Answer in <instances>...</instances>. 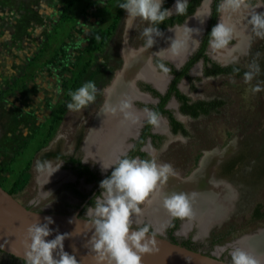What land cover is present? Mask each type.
<instances>
[{"label": "rangeland", "instance_id": "374dc122", "mask_svg": "<svg viewBox=\"0 0 264 264\" xmlns=\"http://www.w3.org/2000/svg\"><path fill=\"white\" fill-rule=\"evenodd\" d=\"M67 1L0 0V182L5 188L9 187L30 158L27 170L21 174L15 197L32 209L55 212L72 211L68 205L77 206L79 203V198L60 191V184L75 181L78 189L84 192L90 190L91 185L74 179L68 173L60 174L56 161L41 167L39 152L35 151L36 144L42 140L47 129L44 149H51L60 139L63 149H70L73 131L80 123L85 127L91 124L104 88L107 91L109 80L121 65V48L142 46L147 37L144 29L153 28L151 21L139 17L128 28V13L124 9L115 28L107 33L106 28L121 0H77L71 8L67 7ZM207 1L202 5L204 12L207 11ZM175 5L176 1L171 11ZM63 11L66 13L64 20L60 17ZM253 11L264 12V6L242 9L232 14L236 17L234 21L226 15L227 23L234 27L237 40L235 54L241 51L240 44L247 39V29L241 16L249 21ZM252 36L250 46L241 56L233 59L253 74L252 80L245 81L244 75L205 77L195 82L194 90L188 87L187 81H181V91L200 98L219 97L225 100L224 105L218 112L196 119H182L176 113L184 121L190 135H169L167 141L156 149L146 146L158 164L168 163L172 166L173 173L168 175L171 176L168 177L169 181L181 185L198 174L195 179L201 185L203 195H206L205 190H210L215 196V211L207 218L205 228L196 224L197 220L193 216L187 217L173 231L174 237L177 240L190 238L197 243V250L230 262L232 251L240 249L239 246L247 249L245 237L264 228V218L250 220L253 207L257 203L264 205V177H251L257 161L262 159L264 143V94L263 91H252L257 84L261 86L256 69L260 68L264 60V38L256 37L254 32ZM220 50L225 55L224 60L233 55H228L229 50ZM208 52L212 57H219L211 48ZM34 56L36 61L28 65ZM74 72L80 74L71 91L92 80L97 89L96 99L80 111H69L66 105L72 101L67 98L62 109L59 105L60 119L50 130L46 126L48 122H45L52 117L55 103L63 99L64 82L69 80L67 82L72 83L75 79ZM15 82L17 86H12ZM145 113H140V118L135 122L129 120L130 126L122 134L124 141L136 134ZM158 122L162 124L164 120L159 118ZM43 123L45 130L34 135ZM25 140L27 142L23 143ZM23 145L25 148L13 167L18 173L3 170L7 169L3 167V160L9 158L11 149L16 150ZM2 150L7 151L6 156ZM238 151L247 154L244 163L238 164L231 172H215L216 167H219L217 163ZM85 160L95 164L91 159ZM152 193L146 200L153 197ZM199 196L196 194L191 202L201 208L192 209L201 211L203 215L205 205L199 202ZM86 216L90 217L88 210ZM140 219L133 215L131 225L135 226ZM163 228L155 227L154 230L168 238ZM229 229L230 232L221 241L210 242L214 236L225 234ZM0 264L21 263L0 253Z\"/></svg>", "mask_w": 264, "mask_h": 264}, {"label": "clouds", "instance_id": "9594fccd", "mask_svg": "<svg viewBox=\"0 0 264 264\" xmlns=\"http://www.w3.org/2000/svg\"><path fill=\"white\" fill-rule=\"evenodd\" d=\"M164 0H126L119 3L121 9L128 13L126 26L132 27L133 20L137 17L151 21L154 24L163 22L171 16L170 9H162ZM264 6V0H259L254 6L250 0H224L218 11H224L230 19L232 14L239 13L242 9L249 7L259 8ZM188 7V0H176L175 10L177 14L183 15ZM210 8L201 15H210ZM249 24L253 26L256 37L264 38V12L253 11L250 14ZM157 31L155 28H145L144 35ZM191 29L185 27L183 35H178L173 40L169 52L173 56L183 54L187 49V42ZM159 34V33H157ZM209 45L214 52L226 49L234 37V27L224 21L218 22L211 30ZM153 40L148 39L147 45L151 46ZM159 68L164 72L169 69L164 64ZM257 72L259 68L257 67ZM252 73H245V81H251ZM264 90L257 84L252 91L259 92ZM96 85L89 80L75 91H71V101L66 107L69 111H80L87 107L96 99ZM132 101L123 99L116 106L106 102L102 111L104 113L115 114L120 112L126 120L135 122L136 114L132 109ZM148 123L157 125L159 114L155 111L145 109ZM44 167V165H40ZM112 167L111 175L100 182L103 190L100 195L95 197L94 207L88 209V214L93 219L91 224L95 226L96 236L93 239L94 250L99 253L100 261L107 259V264H141L142 253L158 251L156 248L155 234L149 237V227L144 226L135 231H130L132 224L131 217L142 212L140 205L146 200L158 184L163 183L169 174L173 173L172 166L168 163L158 164L155 158L140 159L123 157ZM163 206L175 218L191 217L193 215L192 206L187 194L172 193L166 195ZM28 207V206H27ZM51 221L49 220V223ZM50 234L47 224L35 223L28 228V238L30 243L27 252V264H77L74 256L63 253L59 259L53 255L54 250L62 247L63 236H57L53 240H46ZM169 239V238H168ZM232 264H260L255 256L242 250L235 249L231 252Z\"/></svg>", "mask_w": 264, "mask_h": 264}, {"label": "trees", "instance_id": "16d2710c", "mask_svg": "<svg viewBox=\"0 0 264 264\" xmlns=\"http://www.w3.org/2000/svg\"><path fill=\"white\" fill-rule=\"evenodd\" d=\"M76 1L77 0H68L67 1V7L71 8V6L74 5V3ZM173 1L174 0H164V3L162 4L161 10L168 9ZM201 1L202 0H188V7H187L186 12L183 15H180L177 13L171 14V16L167 17L163 22H158L155 24L153 22H151L152 27L155 28L157 31H163L169 26H173L176 24L179 25V24L183 23L184 20L188 16H190L191 14H193L195 12L196 8L200 5ZM258 1L259 0H250V4H255ZM122 2H126V0H121L120 3H122ZM221 2H222V0H211V3H210V13L211 14L209 15L205 32L201 36L200 43H199L197 49L189 56V58L183 63V65L180 68L176 69L171 64H169L167 61H164V60L159 59L157 57L153 58V62L157 66V68H159L160 64H164L165 67H167L169 69V72L171 74H173V78L169 83L167 91L164 94H160L159 92H157L155 89H153L149 85L140 83L141 85H143L142 87L144 89L149 90L154 95L159 97V102L155 106H151L152 111H155L158 114L159 113L165 114L167 116V119L169 121V124H170L173 132H181V134L183 136H189L190 133L184 127V125L172 115L171 111L165 107L167 100L171 96H175L176 99L179 101L180 110L182 112H184L186 114H190L193 117H198L201 114L202 115H209L212 112H218L219 108L222 107L225 103V100L221 99L219 97H214V98H211L208 100L207 99H199V100L189 102L190 98L186 94H184L183 92H181L179 90L177 84L182 77H185L191 83L195 79H199V77H192L189 74V68L196 61H198L199 59L203 60V74L204 75L216 76V75H220V74H233L236 76H243V75H245V73H248L247 69H245L244 67H241L237 63H229L226 65H221L218 62L212 60L206 53L207 46H208L209 40L211 38L210 37L211 30L217 24L219 12H220V11H218V8H219ZM123 10L124 9H121L119 6H117V11H116L115 15L113 16L109 27L106 28L107 33H109L112 29L115 28V26L117 25V23L119 22V20L121 18V13L123 12ZM65 15H66V13L63 11L60 15L62 20L65 19V17H66ZM231 42H232V40L230 41V43ZM35 61H36V56H34L31 60H29L27 64L29 65ZM259 67L260 68H259V72L257 73V78L261 83V88H264V60L260 63ZM74 74H75V79L72 80V83H68L67 81H69V80H66L65 81L66 83L64 82V87H65L67 95H69V93L71 92L75 83L78 81V76L80 73L74 72ZM12 86H17V83L15 82L14 85H12ZM191 87L194 88V86H191ZM69 90H70V92H69ZM262 91H263L262 93L264 94V90H262ZM59 108H57L56 111L54 112L55 114L52 113V117L50 119H47V121L45 122V123L48 122L46 124V126L50 130H52L53 125H55V122L59 121V119H60V110L62 109V107H61V109H59ZM45 123H43L42 126L39 127V129L36 131V133L34 135L41 134L43 132V130H45ZM151 127H152V124L148 123V119H146L144 126L142 127L141 134L135 140L133 147L129 150V152L125 156L131 157V158H133L134 156H139L141 159H149L150 158L146 152L140 150V147L145 143L146 139L149 137L151 139L153 145L155 147H159L161 142L163 141V139L166 138V136H164V135L152 133ZM47 137H48V135H47V129H46L44 136L42 137V140L36 144L35 151L41 149L45 145V143L47 142ZM26 142L27 141L25 140L24 143H26ZM262 147H263L262 153H261L262 159L260 161L259 160L257 161V164L254 166L253 172L251 175V177L253 176V178H255V179L264 177V143H263ZM24 148H25V146L23 145V146H19V148L16 150L11 149L12 153L11 154L9 153V158L3 160V167L5 166L7 168V169H3V170L10 171L11 173H14V174L18 173V172H15L13 170V167L15 166L14 162L16 161L19 154L22 152V150ZM17 150H19V151H17ZM6 153H7V151L4 152L2 150V154L3 155L5 154L4 156H6ZM52 154L55 157L66 159V161L70 163L69 167H71L77 175L84 176L87 181L95 180L96 182H98V181H102L103 179H105L111 175L112 170L106 176L100 177L97 173L93 172V170H91V168L87 164L81 163L79 157H74L73 155H69V156L63 155V154L59 153L58 151H56L55 153H52ZM48 155H49V153H48ZM246 155L247 154L242 152V151L236 152L234 155L230 156L229 158H227L225 160V162L222 165H227V168L224 167V169H222V170L224 172L234 171L235 166L237 164L244 163V161L247 158ZM29 163H30V158H29V160H27V163L25 164V167H23V170L21 169L20 172L18 174H16L17 175L16 178L13 179V181L10 183L9 187L6 188V190L9 193L15 195L18 188L20 187L19 183L21 180L20 177L22 176L21 174H23V172H25L27 170ZM0 185L4 188V184H2L0 182ZM74 191L76 192V194L78 196H81V197L86 196V194L78 192L75 189H74ZM98 192H99V189H98V191H96V194H98ZM94 201H95L94 197H92L88 201V204L94 205ZM82 210L80 213H82ZM79 215H81V214H79ZM263 218H264V205L262 203H257L251 211L250 220L251 221H259V220H262ZM181 219L182 218L172 217V221L169 224V227L167 228V233L169 235L168 236L169 239L174 241V242H178V243H180V244H182L188 248L197 250L198 249L197 243L193 242L190 238L177 240L174 237V235H172V232L178 227ZM144 226L149 227V232L152 231L148 224L144 223L142 225V227H144ZM229 232H230V229H229V231H226L225 234H220V235L214 236L210 240V242L216 243V242L221 241L224 238V236H226V234H228ZM10 256H12V255H10ZM12 257H14V256H12ZM21 262H22V264H26L25 260L21 259Z\"/></svg>", "mask_w": 264, "mask_h": 264}, {"label": "crops", "instance_id": "0c3cea01", "mask_svg": "<svg viewBox=\"0 0 264 264\" xmlns=\"http://www.w3.org/2000/svg\"><path fill=\"white\" fill-rule=\"evenodd\" d=\"M175 1L176 0H174V2ZM205 1L206 0H204V2ZM208 1H210V0H208ZM174 2L170 6L169 9H171L174 6ZM222 3H224V1ZM200 9H201V6L196 9L194 14H192L191 16H188L186 18L185 22L181 25H174V26L168 27L163 32L154 31V32L150 33L149 36L146 37L145 44H143L142 46L130 47V48H127L125 46V49L121 48V50H120L121 57H122L121 65L119 66V68H117L115 70V72H114V74L110 80V84L108 86L107 92H105V96H104L105 100L103 101V106L106 102L112 104L113 106H116L120 103L121 100L130 99L132 101V105H133V107H132V109H130V111H133L136 114V116L139 115L140 113L143 114V112H145V110H142V109L136 107L133 103V98L136 99V97H137L136 95L138 94V96H141V98H143L144 101H154V99H151L150 95H148L147 93L140 92L136 88L135 81L137 79H143L145 81L151 82L154 85V87L157 90H159L160 92H163L166 89L168 80L170 79V76L167 75L166 73H164L163 71L157 70L156 66L152 63V57L157 55L160 58L171 62V64H173L176 67L180 66L186 60V58L190 55V53L197 47L199 40H200V36L204 30L207 15H201V17H198V13H199ZM172 11L174 12L175 8ZM221 14H222V11H220V13H219L217 23L220 20ZM242 17L243 16H241V18ZM235 18H236L235 15L231 16V20L234 21ZM242 21H243L245 28L247 29V39L243 40L244 42L242 44H240V49H241L240 52L244 53L245 50L250 46V43L253 39V36H252L253 27L251 24H249L248 20H242ZM185 27H187V28L189 27V29H192L190 34H189L190 37H189L188 42H187V49L183 54H181L179 56H173L169 52V49H170L171 44L173 42V39L175 40L178 35H183V31H184ZM157 33H159V34H157ZM149 38H151L153 40V43L151 46L147 45V41ZM233 39L236 40V37L234 36ZM236 45H237L236 43L233 45H228L226 49H222V50L228 51L230 49H234ZM209 48H211L210 45H209ZM214 54H216V52H214ZM237 57H238V54L234 53L230 58L234 59ZM199 68H200V62L196 63L193 66V69H191V72L192 73L194 72L193 74H198L200 72ZM147 73H149V74H147ZM158 79L160 80V82ZM155 82H157V83L155 84ZM115 85L117 87H115ZM103 106H102V108H103ZM145 114H147V113H145ZM140 116L141 115H139V118H140ZM143 116L145 117V115H143ZM122 117H124V116L122 115ZM139 118L137 117V119H139ZM98 120H100V119H98ZM127 121L129 122V120H127ZM118 132H120L121 134ZM118 132H115L114 135H113V133H111L110 135H111V141L112 142L109 141V139H108V141H107L108 144H105L109 157L107 158L106 156H104V158H99L98 153H96L94 155L89 151L90 142L92 141V135H91L90 130L87 131L86 136L84 138V143H83V148L85 151L86 158L94 161L96 163V165L98 167H100L101 169H107V168H103L102 165H104V166L112 165L116 161L118 156L122 153V152L120 153V150H119L120 148H116L115 143H118L119 138H120L119 141L122 144L124 143V142H122V140H124V138L122 137V134L124 132H121L120 130ZM125 132H127V131H125ZM109 136H108V138H109ZM114 136H116V138ZM103 140L105 141V139H103ZM128 145H126L125 148H127ZM122 148H124V146ZM101 150H102V146L100 147V151ZM168 177L171 178V176H168ZM176 186L179 187L180 185H178V184H176L175 186L169 185V186H166L165 189L157 187L155 189V191H152V192H154V194L151 192L153 197L146 200V203L143 202L141 204L142 212H141V214H139V216L137 215V217L147 219L149 222H151V224L153 225V227L155 229L156 226H154V223H153V218H154L153 215L156 213V211L157 212L163 211V214H161L163 216V222L161 223L162 224L161 227L163 228V226H164L163 229H165V227H167V225L169 223L171 215L167 211V209L163 208L164 207L163 206V200L166 196L165 193L167 195H170L169 194L170 189L172 188V190L174 192L176 190ZM195 196H196V194L194 195V197L189 196V197H193L189 200L194 201ZM191 203H192L191 206H194V203L193 202H191ZM149 207L154 208V210L151 214H148V211H145L146 208H149ZM192 216L194 218H196L198 225L202 224V221L200 220L201 211L196 212L195 210H193ZM245 238L247 239L245 245H248V244L251 245L253 247V250H255V252L259 254V258H257V260L260 262V264H264V228H261V230H258V232H256V234L246 236ZM249 239H250V242H248V244H247V241ZM239 247H240V249L247 252V249L245 250L243 248V246L242 247L239 246Z\"/></svg>", "mask_w": 264, "mask_h": 264}, {"label": "water", "instance_id": "95a60500", "mask_svg": "<svg viewBox=\"0 0 264 264\" xmlns=\"http://www.w3.org/2000/svg\"><path fill=\"white\" fill-rule=\"evenodd\" d=\"M78 212L29 208L0 185V250L27 261L26 254L30 251L29 226L35 223L47 224L50 234L46 240L63 236L62 247L53 253L56 259L66 252L76 258L77 264H107V259L100 261L99 253L93 247L96 236L95 226L91 224L93 218L80 216ZM201 217H204V213ZM138 229L130 225V231ZM153 234L158 251L142 253L141 264H232L219 256L174 242L156 231H151L146 236L151 237Z\"/></svg>", "mask_w": 264, "mask_h": 264}, {"label": "flooded vegetation", "instance_id": "af4514ba", "mask_svg": "<svg viewBox=\"0 0 264 264\" xmlns=\"http://www.w3.org/2000/svg\"><path fill=\"white\" fill-rule=\"evenodd\" d=\"M224 0H222V2H223ZM174 2V1H173ZM173 2H172V4H173ZM222 2H221V4H222ZM259 2V1H258ZM257 2V3H258ZM203 3H204V0H202L201 1V3H200V5L198 6V7H202V5H203ZM208 3V5H207V9L208 8H210V3H211V0L210 1H208L207 2ZM171 4V5H172ZM220 4V5H221ZM256 4V3H255ZM255 4H251V5H255ZM170 5V6H171ZM197 7V8H198ZM170 8V7H169ZM168 8V9H169ZM196 8V9H197ZM196 11V10H195ZM171 13L172 14H174V13H176V10L173 12V11H171ZM195 13V12H194ZM193 13V14H194ZM220 13V12H219ZM192 15V14H191ZM190 15V16H191ZM208 18H209V15H207V19H206V22H205V27H204V30H203V32H202V34L205 32V29H206V27H207V22H208ZM242 20H247V19H245V17H242L241 18ZM186 20V19H185ZM185 20H184V22H185ZM183 22V23H184ZM183 23H181V24H183ZM181 24H179V25H181ZM176 25H178V24H176ZM152 26V25H151ZM174 26V25H173ZM169 27H171V26H169ZM168 28V27H167ZM166 28V29H167ZM165 29V30H166ZM164 31V30H163ZM163 31H159V32H163ZM202 34H201V36H202ZM201 36H200V40H201ZM200 40H199V43H200ZM253 40V39H252ZM252 42V41H251ZM199 43H198V45H199ZM235 43H237V40H234V39H232V42L231 43H229V45H233V44H235ZM145 44V43H144ZM141 45H143V43L141 44ZM198 45H197V47H198ZM197 47L190 53V55L197 49ZM208 49H209V43H208V46H207V50H206V53H207V55L212 59V60H214V61H216V62H218L219 64H221V65H226V64H229V63H237V64H239L241 67H242V65L240 64V63H238V61H236V60H233V59H231V58H228V59H226V60H221V59H219V58H217V57H215V56H210V54H209V52H208ZM243 53H241V52H238V57L239 56H241ZM189 55V56H190ZM189 56L186 58V60L189 58ZM154 57H157V58H159V59H162V58H160L159 56H157V55H155V56H153L152 57V63L154 64V62H153V58ZM235 59V58H234ZM162 60H164V61H167V60H165V59H162ZM185 60V61H186ZM184 61V62H185ZM169 64H171V62H169V61H167ZM183 62V63H184ZM200 62V68H199V73L198 74H193L192 72H191V69H193V66L196 64V63H199ZM183 63L180 65V66H178V67H176V66H174L173 64H171L174 68H176V69H178V68H180L182 65H183ZM155 65V64H154ZM156 66V65H155ZM156 68H157V66H156ZM157 70H159V71H162L161 69H159V68H157ZM147 74H149V73H147ZM167 75H169L170 76V79L168 80V83H167V87H166V89L163 91V92H160L159 90H157L155 87H154V85L151 83V82H148V81H145V80H143V79H137L136 81H135V85H136V88L140 91V92H144V93H147L148 95H150V97H151V99H154V101H144L143 100V98H140L141 96H138V94L136 95L137 97H136V99H134L133 100V103H134V105L136 106V107H138V108H140V109H148V110H152V107L151 106H155L158 102H159V97L158 96H156V95H154L152 92H150L149 90H147V89H144L142 86L143 85H141L140 83H143V84H147V85H149L150 87H152L153 89H155L157 92H159L160 94H164L166 91H167V89H168V86H169V83H170V81L172 80V78H173V74H171L170 72H167L166 73ZM189 74L192 76V77H199V79H195L192 83L188 80V79H186L185 77H182L180 80H179V82H178V84H177V86H178V88H179V83L181 82V81H187V84H188V87H190L192 90H194L195 88H196V84H195V82H197V81H200L202 78H205V77H216V76H218V75H216V76H213V75H204L203 74V60L202 59H199L198 61H196L190 68H189ZM220 75H233V74H220ZM233 76H236V75H233ZM236 77H240V76H236ZM111 80V79H110ZM110 80H109V83H108V85H107V87L109 86V84H110ZM92 81V80H91ZM191 86H194V88H192ZM63 87H64V84H63ZM179 90H180V88H179ZM64 95H63V99L61 100L60 99V101H58V102H56L55 103V105H54V108H53V111H52V113L53 114H55L54 112L56 111V109L59 107V105H60V107H62V105H64V102L67 100V98H71V96L70 95H67L66 94V90H65V87H64ZM106 91V88H104V90H103V96H102V99H101V101L98 103V105H97V109L94 111V113H93V116H92V121L90 122L91 124L88 126V127H85V125H83V124H79L76 128H75V130L73 131V134H72V140H73V144H72V147L70 148V149H63V141L60 139V140H58L56 143H55V145H54V147H52L51 149H49V148H45L44 149V147L43 148H41L40 150H38V151H36L37 153H38V161L39 162H41L43 165H45V164H47V163H51V162H53V161H56L57 163H59V165H58V167H57V170L58 171H61V173L60 174H62L63 172L64 173H68V174H70V175H73V177H74V179H76V180H79V181H81V182H83L84 184H86V185H91V188H90V190H88V191H86V192H84V191H82V190H80V189H78V187H77V184L75 183V181H65V182H63L62 184H60V191H62V192H64V193H67L68 195H71V196H73V197H76V198H79V203H78V205L77 206H72V205H68V207L70 208V209H72V211H63L64 213H75V212H77V211H79L78 213L79 214H81L80 216H86V212H87V210H88V208L89 207H94V205H91V204H88V201L92 198V197H94V200H95V197L96 196H98V195H100L101 194V192L103 191L101 188H100V182L101 181H98V182H96L95 180H91V181H87L86 180V178L84 177V176H79V175H77L76 173H75V171L71 168V167H69V165H70V163L69 162H67L66 161V159H64V158H59V157H55V156H53V154L52 153H55L56 151H58L59 153H61V154H63V155H73L74 157H79V159H80V162L81 163H84V164H87L90 168H91V170H93V172H95V173H97L100 177H104V176H106L111 170H112V167H109V168H107V169H101L100 167H98L97 165H96V163L95 164H89L88 163V161H86L85 160V158H86V156H85V151H84V148H83V143H84V138H85V136H86V133H87V131H91V129H92V127H93V129H94V126L97 124L96 122L98 121V119H102L101 117L103 116V114H104V112L102 111V106H103V101L105 100V98H104V96H105V92ZM181 91V90H180ZM107 92V91H106ZM181 92H183L184 94H186L189 98H190V100H189V102H192V101H195V100H199V99H211V98H200V97H194L193 95H191V94H188L186 91H181ZM137 98H139V99H137ZM67 103V102H66ZM165 107L167 108V109H169L170 111H171V113H172V115L178 120V121H180L183 125H184V127L188 130V128L186 127V125H185V123H184V121L182 120V119H196V118H198V117H200V116H206V115H200V116H198V117H193V116H191L190 114H186V113H184V112H182L181 110H180V103H179V101L176 99V97L175 96H171L168 100H167V102H166V105H165ZM176 113L182 118H180V117H178L177 115H176ZM106 114V113H105ZM138 118H139V115L137 116ZM159 118L160 119H162V120H164V123H162V124H160V122H159V124H160V126L157 124V125H152V127H151V132L152 133H155V134H160V135H164V136H166V138H164L163 139V141L161 142V144H160V146L159 147H155L154 145H153V143H152V141H151V139L148 137L147 139H146V141H145V143L140 147V150L141 151H144V152H146L147 154H148V156L150 157V158H154V156L151 154V151L149 150V149H146V146L148 145L149 147H151L152 149H156V148H160L163 144H164V142L165 141H167V139H168V136L169 135H182L181 134V132H173V130L171 129V126H170V124H169V121H168V119H167V116L165 115V114H163V113H159ZM147 119V114L145 115V117H143V120H142V122H141V125H140V127L138 128V130L136 131V134L135 135H131V136H129L128 137V139L127 140H122V142H124L123 144H124V148L126 147V145H128V147L127 148H125V149H123L121 152V154L118 156V158L116 159V161L112 164V165H114L116 162H118V160L119 159H121V158H123L128 152H129V150L133 147V145H134V143H135V140L139 137V135L141 134V131H142V127L144 126V123H145V120ZM166 123V124H165ZM119 131V128H117V131L116 132H118ZM189 132V131H188ZM115 133V132H114ZM118 133H120V132H118ZM114 135V134H113ZM183 136V135H182ZM115 138H116V136H114ZM119 140V139H118ZM24 143V142H23ZM48 153H49V155H48ZM51 154V155H50ZM48 155V156H47ZM140 158L139 156H134L133 158ZM141 159V158H140ZM225 162V160H223V161H221V162H219V163H217V165H219V167L217 168L216 167V169H215V172H217L218 171V173H221V171H222V173H223V170L222 169H224V167L225 168H227V165H222L223 163ZM67 165V166H66ZM237 166H238V164L235 166V169L237 168ZM71 180V179H70ZM189 180H191V179H189ZM3 184V183H2ZM69 186H68V185ZM168 183H166V184H164V187H166V186H168L167 185ZM5 188V187H4ZM6 189V188H5ZM74 189L75 190H77L78 192H81V193H83V194H86V196L85 197H81V196H78L77 194H76V192L74 191ZM98 189H99V192H98V194H96V191H98ZM15 196V195H14ZM29 207V206H28ZM30 208V207H29ZM80 209V210H79ZM83 209V210H82ZM38 210V209H37ZM40 211H42V209H39ZM81 210H82V213H80L81 212ZM45 211V210H44ZM46 211H49V210H46ZM55 212V211H54ZM185 218H187V217H185ZM182 220H184V218H182L181 220H180V222L182 221ZM171 221H172V216H171V218H170V220H169V223H168V225H167V227H165V229H163L164 230V232H166V235H167V237L169 236L168 235V233H167V228L169 227V224L171 223ZM136 222H139V223H137V224H134L136 227H138V228H141L142 227V225L144 224V223H146V224H148L149 226H150V229L152 230V231H155L154 230V227H153V225L151 224V222H149L147 219H144V218H141L140 219V221H136ZM180 222H179V224H180ZM196 224H198L197 222H196ZM172 235H173V232H172ZM169 238V237H168ZM0 253H2V254H4L7 258H9V259H12V260H18V261H20V263L22 264V262H21V259L20 258H17V257H12V256H10V254H8V253H6V252H3V251H1L0 250ZM26 264H27V261H26Z\"/></svg>", "mask_w": 264, "mask_h": 264}, {"label": "bare ground", "instance_id": "6f19581e", "mask_svg": "<svg viewBox=\"0 0 264 264\" xmlns=\"http://www.w3.org/2000/svg\"><path fill=\"white\" fill-rule=\"evenodd\" d=\"M205 5V4H204ZM204 12V6H202V8L200 9L199 13H198V17H201V14ZM197 15V14H196ZM227 13L222 11V14H221V17H220V20L219 22L221 21H224L227 23V17H226ZM197 24V23H196ZM190 27V26H189ZM188 27V28H189ZM192 30V29H191ZM184 32V31H183ZM243 35V34H242ZM241 35V36H242ZM240 36V37H241ZM190 37V36H189ZM174 40V39H173ZM167 46V45H166ZM237 46H235L236 48ZM133 53V52H132ZM236 53V50H229L228 51V55H231ZM217 54L219 56V58L221 59H225V55H223L221 53V50H218L217 51ZM126 57V56H125ZM177 61V60H176ZM146 67V66H145ZM142 71V70H141ZM151 75V74H150ZM155 78V77H154ZM161 79V78H160ZM159 80V79H158ZM162 81V80H161ZM160 82V80H159ZM129 83V82H128ZM157 82H155L156 84ZM130 86V85H129ZM115 87H117L115 85ZM118 94V93H117ZM131 94V93H130ZM132 95V94H131ZM118 96V95H117ZM121 96V95H120ZM124 97V96H123ZM127 98V97H126ZM130 98V97H129ZM118 99V98H117ZM122 99V98H121ZM122 113L120 112H117L115 114H111V113H107V114H103V116L101 117L102 119L98 120L96 123V125L94 126V129L92 127L91 129V135H92V141L90 142V147H89V151L92 153V154H96L98 153L99 154V158H104V156H106L107 158L109 157L108 156V153H107V149H106V146L105 144H108L107 141L109 139V141H111V133L114 134V132L117 131V128H119V130L121 132H125L128 130L129 126H130V122H128L124 117H122ZM138 116V115H137ZM134 125V124H133ZM158 125L160 126L159 122H158ZM136 126V125H135ZM130 130V129H129ZM131 132V131H130ZM121 134V133H120ZM110 135V136H109ZM109 136V138H108ZM119 136V135H118ZM105 139V141L103 140ZM120 139V138H119ZM112 142V141H111ZM110 142V143H111ZM113 144V143H112ZM116 144V148H120V153H121V150H123L124 148H122L124 145L118 140V143H115ZM125 144V143H124ZM102 146V150L100 151V147ZM114 147V146H113ZM106 151V152H105ZM111 151V150H110ZM116 156V155H115ZM95 157V156H94ZM98 157V156H97ZM207 158V157H206ZM113 159V158H112ZM204 160V159H203ZM204 171V170H203ZM202 172V171H201ZM200 172V173H201ZM198 175V174H197ZM196 175V176H197ZM194 177L192 178L191 180H189L187 183L185 184H181L179 187L176 186V190L174 192L176 193H180V192H183L185 194L189 196H194L195 194L197 195H200L199 196V202L201 201V203H203L204 205V217L202 219H200L202 221V224L200 225L202 229H204L206 226L205 223L207 221V218L209 216H211L213 213L212 211L214 209V194H213V191L211 192L210 190H205V194L206 195H203L202 193V189H201V185L198 183V181L195 179V178H198V177ZM168 183V186H175L176 183L173 182V181H168V178L166 180L163 181V183H160L158 184V188H163L165 189L164 187V184ZM160 190V189H159ZM173 190L172 188L170 189L169 191V194H172ZM173 192V193H174ZM156 193V192H155ZM199 193V194H198ZM157 195V194H156ZM165 195H167L165 193ZM220 196V195H219ZM193 197H189V199H191ZM203 199V201L201 200ZM191 203V201H190ZM198 203V202H197ZM192 204V203H191ZM197 208L198 205H195L192 206V208ZM164 208V207H163ZM201 208V207H199ZM197 208V209H199ZM154 208H146L145 211H148V214H151L153 212ZM156 211V210H155ZM207 212V213H206ZM209 212V213H208ZM195 213V212H194ZM163 214V211L162 212H157L153 215V220L154 221V225L156 227H161V223L163 222V216L161 215ZM139 216V215H138ZM208 222V221H207ZM201 229V230H202ZM247 240V239H246ZM243 242V241H242ZM250 242V240L248 241ZM247 242V244H248ZM246 248H247V252L250 253L251 255L255 256L256 259L259 258V254L255 252V250H253V247L251 245H246Z\"/></svg>", "mask_w": 264, "mask_h": 264}]
</instances>
